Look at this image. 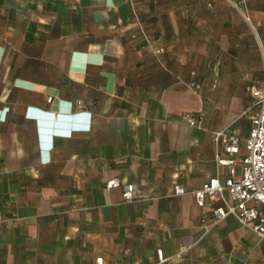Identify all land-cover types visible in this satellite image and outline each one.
<instances>
[{"label":"crops","instance_id":"0c3cea01","mask_svg":"<svg viewBox=\"0 0 264 264\" xmlns=\"http://www.w3.org/2000/svg\"><path fill=\"white\" fill-rule=\"evenodd\" d=\"M250 80L264 0H0V264H264L193 194L248 135Z\"/></svg>","mask_w":264,"mask_h":264},{"label":"built area","instance_id":"2783aa9c","mask_svg":"<svg viewBox=\"0 0 264 264\" xmlns=\"http://www.w3.org/2000/svg\"><path fill=\"white\" fill-rule=\"evenodd\" d=\"M248 20V17H245ZM141 36L147 39L141 29L133 33L132 38ZM164 51L163 46L153 49L158 55ZM195 75V71L190 72ZM185 86L198 93L200 84L191 79ZM246 92L250 102L243 111L250 121V128L245 139L244 153L240 152V138L231 134L223 139V151L229 157L223 159L216 154L217 165H226L227 175L223 181L219 178V171L214 176L207 178L200 188L194 190L195 203L203 206L206 200L216 202L212 208V220L205 226L206 230L214 223L233 216L242 226L252 230L257 236L264 238V88L255 81H248ZM183 119L192 126H198V121L190 112L183 114ZM222 135L217 132L216 137ZM239 154V155H238ZM235 155H238L235 157ZM120 186L118 179L106 182V187ZM174 194L185 192L181 185H174ZM122 197L125 201H132L136 197V185L125 183L122 185ZM159 262L166 261L162 249H156ZM96 264H103L101 258L96 259Z\"/></svg>","mask_w":264,"mask_h":264},{"label":"rangeland","instance_id":"374dc122","mask_svg":"<svg viewBox=\"0 0 264 264\" xmlns=\"http://www.w3.org/2000/svg\"><path fill=\"white\" fill-rule=\"evenodd\" d=\"M244 145H245V139L242 140L241 144H240V149H241V152L244 153Z\"/></svg>","mask_w":264,"mask_h":264}]
</instances>
